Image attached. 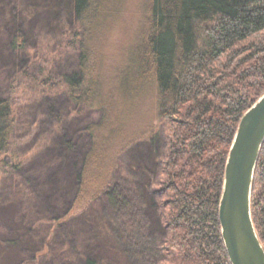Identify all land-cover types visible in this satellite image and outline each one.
<instances>
[{
	"label": "trees",
	"instance_id": "trees-1",
	"mask_svg": "<svg viewBox=\"0 0 264 264\" xmlns=\"http://www.w3.org/2000/svg\"><path fill=\"white\" fill-rule=\"evenodd\" d=\"M109 3L0 0V40L14 68L28 55V19L43 15L47 34L56 31L57 21L68 24L69 31L61 33L68 38L61 49L67 50L45 78L49 92L79 113L83 105L101 112L99 121L84 129L89 143L73 198L57 211L40 210L13 150L20 131L34 122L21 125L14 108L17 79L2 81L0 72V264H112L84 251L73 240L72 226L85 221L93 203L112 189L125 151L139 143L155 149L157 124L165 125L167 140L159 178L149 185L157 225L164 227L154 264H230L218 202L238 123L264 93V0H148L133 45L124 47L122 60L104 68L98 41L119 12ZM68 53L76 60L71 72L60 68ZM143 101L147 108L139 120ZM75 146L60 137L55 146L60 152L50 159L66 162ZM251 216L264 248V144Z\"/></svg>",
	"mask_w": 264,
	"mask_h": 264
},
{
	"label": "rangeland",
	"instance_id": "rangeland-1",
	"mask_svg": "<svg viewBox=\"0 0 264 264\" xmlns=\"http://www.w3.org/2000/svg\"><path fill=\"white\" fill-rule=\"evenodd\" d=\"M146 2L148 0H110L109 6L119 12L107 21L108 28L98 41L104 52V68L118 59L122 60L124 47L133 45ZM43 19V15L37 13L26 22L25 27L31 31L28 55L21 56L18 68H14L13 58L1 37L0 72L4 78L2 81L12 76L17 79L15 84L19 89L14 95V108L19 113L21 125L28 124L31 119L34 122L20 131L13 148L18 155L17 161L22 162V174L27 177L30 190L37 195L38 209L57 211L60 203L62 207L75 194V174L89 143L84 129L98 122L101 112L83 105L79 113L75 106H68L63 96L55 99L49 92L51 84L45 78L53 69V62L67 50L61 49L66 48L68 42L61 33H67L71 27L57 21L52 25L56 31L47 34ZM61 40L64 43L60 45ZM75 66L74 55H64L60 68L71 72ZM26 68L31 69L29 73H26ZM44 68V72L40 70ZM139 105L137 117L140 120V113L143 116L147 104L143 101V105ZM137 126L138 123L135 124ZM156 131L155 149L139 143L125 151L119 158L112 189L93 203L85 221L73 224V240L92 256L107 259L112 264H154L160 258L159 246L164 240V227L157 225L158 212L156 214V207L152 206L149 185L159 178L167 131L163 124H157ZM60 137L76 144L63 163L50 159L55 157V150H59L55 146Z\"/></svg>",
	"mask_w": 264,
	"mask_h": 264
},
{
	"label": "water",
	"instance_id": "water-1",
	"mask_svg": "<svg viewBox=\"0 0 264 264\" xmlns=\"http://www.w3.org/2000/svg\"><path fill=\"white\" fill-rule=\"evenodd\" d=\"M264 144V93L242 115L230 145L218 202L222 242L230 264H264L251 216V193Z\"/></svg>",
	"mask_w": 264,
	"mask_h": 264
}]
</instances>
